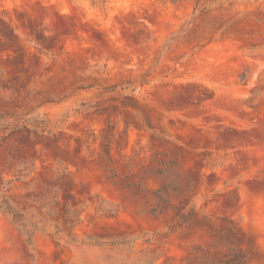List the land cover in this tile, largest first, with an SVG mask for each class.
I'll return each instance as SVG.
<instances>
[{
    "label": "rangeland",
    "instance_id": "374dc122",
    "mask_svg": "<svg viewBox=\"0 0 264 264\" xmlns=\"http://www.w3.org/2000/svg\"><path fill=\"white\" fill-rule=\"evenodd\" d=\"M0 264H264V0H0Z\"/></svg>",
    "mask_w": 264,
    "mask_h": 264
}]
</instances>
